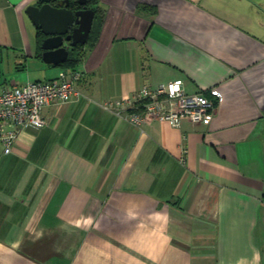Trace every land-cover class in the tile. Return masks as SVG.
Masks as SVG:
<instances>
[{
  "label": "crops",
  "instance_id": "obj_1",
  "mask_svg": "<svg viewBox=\"0 0 264 264\" xmlns=\"http://www.w3.org/2000/svg\"><path fill=\"white\" fill-rule=\"evenodd\" d=\"M0 0V91L50 79L28 5ZM78 95L0 147V264H264V7L95 0ZM181 78L208 121L135 125L106 102Z\"/></svg>",
  "mask_w": 264,
  "mask_h": 264
},
{
  "label": "built area",
  "instance_id": "obj_2",
  "mask_svg": "<svg viewBox=\"0 0 264 264\" xmlns=\"http://www.w3.org/2000/svg\"><path fill=\"white\" fill-rule=\"evenodd\" d=\"M80 76L78 70L60 69L53 78L3 88L0 91V147L3 151L12 150L21 129L37 128L46 123L42 115L45 106L56 101L68 102L76 97V81ZM220 99L221 93L217 88L208 92L186 93L183 80L175 78L156 87L143 86L135 98L122 97L106 102L105 106L128 109L125 118L135 125L157 118L177 127L183 119L208 121Z\"/></svg>",
  "mask_w": 264,
  "mask_h": 264
},
{
  "label": "water",
  "instance_id": "obj_3",
  "mask_svg": "<svg viewBox=\"0 0 264 264\" xmlns=\"http://www.w3.org/2000/svg\"><path fill=\"white\" fill-rule=\"evenodd\" d=\"M74 3L82 7L73 8ZM87 4L88 0H56L26 7L31 22L45 36L41 42L45 63L64 62L71 47L86 42L95 15L94 8Z\"/></svg>",
  "mask_w": 264,
  "mask_h": 264
},
{
  "label": "trees",
  "instance_id": "obj_4",
  "mask_svg": "<svg viewBox=\"0 0 264 264\" xmlns=\"http://www.w3.org/2000/svg\"><path fill=\"white\" fill-rule=\"evenodd\" d=\"M56 0H53L52 2H55ZM95 0H88V4L87 6L90 7V5L93 4ZM73 8H80L82 6L74 3L72 4ZM95 10V9H94ZM95 12H97V10H95ZM36 36H37V43L38 46L40 47L41 42L43 40V38L45 37L44 34L41 32V30L39 28L36 29ZM83 56V44H77L76 46H73L70 48L69 50V55L67 57V59L57 65L62 66V69H72V70H76L75 66L78 64V62L81 60V57ZM81 77V76H80ZM79 77V78H80ZM139 104V107L141 106V101L137 102Z\"/></svg>",
  "mask_w": 264,
  "mask_h": 264
},
{
  "label": "rangeland",
  "instance_id": "obj_5",
  "mask_svg": "<svg viewBox=\"0 0 264 264\" xmlns=\"http://www.w3.org/2000/svg\"><path fill=\"white\" fill-rule=\"evenodd\" d=\"M261 7H264V0H256Z\"/></svg>",
  "mask_w": 264,
  "mask_h": 264
}]
</instances>
